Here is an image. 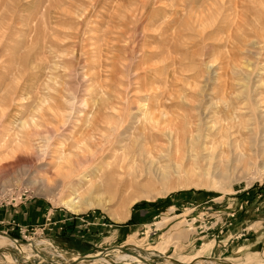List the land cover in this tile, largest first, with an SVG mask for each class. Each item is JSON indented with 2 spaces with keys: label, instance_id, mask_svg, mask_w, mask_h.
<instances>
[{
  "label": "rangeland",
  "instance_id": "rangeland-1",
  "mask_svg": "<svg viewBox=\"0 0 264 264\" xmlns=\"http://www.w3.org/2000/svg\"><path fill=\"white\" fill-rule=\"evenodd\" d=\"M260 81L264 98V0H0V231L18 240L0 264L115 246L147 262L76 264H264V160L213 185L145 174L177 161L164 120L242 108ZM24 122L40 143L17 152ZM76 192L95 205L66 207Z\"/></svg>",
  "mask_w": 264,
  "mask_h": 264
},
{
  "label": "bare ground",
  "instance_id": "bare-ground-1",
  "mask_svg": "<svg viewBox=\"0 0 264 264\" xmlns=\"http://www.w3.org/2000/svg\"><path fill=\"white\" fill-rule=\"evenodd\" d=\"M262 85L263 84L260 81L253 87V89L251 88L249 92L245 93L244 91L246 96H243L244 103H241L242 108H237V106H226L224 109H221L220 107L215 106L216 110L212 112V116L210 118L203 116L204 118H199L194 121H187L184 118H181L182 121L180 120L181 122L179 123L164 120V136L167 139L166 149L170 153L175 151L177 161L174 162L173 166H157L153 162L148 163V169H146L147 171L145 174L151 176L153 181L160 185L168 184L170 178L173 176L178 177L180 174H183L186 175V177H190L189 174H194L198 178H195L198 180L196 185L204 186V184L207 185L208 183L213 185L215 181H221L224 183L228 182L231 179L230 177H236L241 163L245 164L244 167H246L251 165L252 162L254 163V161H263L264 98L261 97V93H257V90L260 89ZM221 113H223V115H221ZM204 114L206 115V112H203L201 116ZM219 115L221 116L219 117ZM217 116L219 118H217ZM89 123L90 127L94 128L97 122L93 117L90 119ZM33 126L36 127L34 123L28 122H24L19 126L22 131L21 133L23 134L24 132V139H27L29 143H24L23 145V143L15 140L13 143H17H15L16 147L13 150L17 152H27L25 148L32 146L37 148L39 146L38 144L40 142L36 143V140H34L36 138H33L34 133L31 132L33 131ZM129 137L130 136H124L123 138L125 141H128ZM24 139H22V142ZM140 139V135H138L135 140L131 141V139H129L130 144L133 145L132 147H129L127 142L126 144H123L125 146H121L122 148H126V150H131L127 152V155L129 156V159L132 158V161L133 158H135L134 152H138V150H140L138 148V146H140ZM118 143L122 144L123 141H119ZM36 148L33 149L37 150L38 148ZM59 159L60 158L57 160ZM43 167L44 166L42 165L39 166V168ZM262 169H264V166H262ZM136 171L138 170H135V173ZM83 179L88 180L85 176H83ZM203 181L204 184L202 183ZM101 200L102 199L100 197L97 198L99 203ZM91 201L92 197L90 194L82 196L79 192H76L73 194V197L66 200L64 204L69 209L78 212L80 211L81 204L94 206L95 204H91ZM7 241L11 242L6 236L0 235V243L6 242V244H8ZM122 257L130 258L128 255H122Z\"/></svg>",
  "mask_w": 264,
  "mask_h": 264
},
{
  "label": "water",
  "instance_id": "water-1",
  "mask_svg": "<svg viewBox=\"0 0 264 264\" xmlns=\"http://www.w3.org/2000/svg\"><path fill=\"white\" fill-rule=\"evenodd\" d=\"M0 235H3V236H6L7 238H11L14 242H18V240L16 239H13L9 234H6L4 232H1L0 231ZM121 249L125 252H127L128 254H131V255H137L140 257L141 260L147 262L144 258H142L140 255L138 254H135L134 252L132 251H129L127 250L126 248H123V247H120V246H115V247H108L106 248L104 251H100L99 254H83L81 256H78L77 258L73 259L72 262L70 263H67V264H76L77 262L81 261V260H85V259H95V258H99V257H102L103 255L107 254L110 250H113V249ZM36 250V249H35ZM37 251V250H36ZM52 261V260H51Z\"/></svg>",
  "mask_w": 264,
  "mask_h": 264
}]
</instances>
